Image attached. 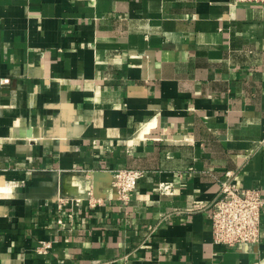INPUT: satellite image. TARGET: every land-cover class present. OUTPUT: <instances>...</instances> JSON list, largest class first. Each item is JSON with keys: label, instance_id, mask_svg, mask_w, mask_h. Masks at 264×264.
I'll return each instance as SVG.
<instances>
[{"label": "crops", "instance_id": "1", "mask_svg": "<svg viewBox=\"0 0 264 264\" xmlns=\"http://www.w3.org/2000/svg\"><path fill=\"white\" fill-rule=\"evenodd\" d=\"M226 170L264 197V4L0 0V264H264V206L213 241Z\"/></svg>", "mask_w": 264, "mask_h": 264}, {"label": "built area", "instance_id": "2", "mask_svg": "<svg viewBox=\"0 0 264 264\" xmlns=\"http://www.w3.org/2000/svg\"><path fill=\"white\" fill-rule=\"evenodd\" d=\"M234 3H258L264 4V0H233ZM10 78L2 79L8 83ZM86 173L93 176L92 170ZM144 170L139 168L119 167L109 170L110 186L116 198L122 203H127ZM157 188L160 192L171 193V184L159 182ZM91 189V188H90ZM88 190V189H87ZM93 190H88L87 196L91 198ZM83 200L77 198V201ZM264 197L262 191L254 186H242L237 181V174L232 170L224 172V178L220 180L217 196L207 207V215L211 221L212 238L214 242L234 245L241 242H254L258 240ZM52 246L50 240H43L37 251L47 253Z\"/></svg>", "mask_w": 264, "mask_h": 264}, {"label": "bare ground", "instance_id": "3", "mask_svg": "<svg viewBox=\"0 0 264 264\" xmlns=\"http://www.w3.org/2000/svg\"><path fill=\"white\" fill-rule=\"evenodd\" d=\"M141 134V133H140ZM143 135V134H142ZM100 174V173H99ZM70 177V176H68ZM71 179V178H70ZM94 179V178H93ZM81 180V179H80ZM91 182L93 183V180L91 179ZM91 183V184H92ZM96 184V183H95ZM101 186V185H99ZM3 187L4 185H0V190H3ZM81 187V186H80ZM99 188V187H98ZM92 189V188H91ZM65 190L70 192V193H73L76 195L77 198H84L85 196H87L88 194V190L87 189H82L79 188V186L75 185V184H66L65 185ZM97 190V189H96ZM111 192V191H110ZM110 194V193H109ZM80 200V199H79Z\"/></svg>", "mask_w": 264, "mask_h": 264}, {"label": "rangeland", "instance_id": "4", "mask_svg": "<svg viewBox=\"0 0 264 264\" xmlns=\"http://www.w3.org/2000/svg\"><path fill=\"white\" fill-rule=\"evenodd\" d=\"M86 179L88 180V183H89L87 189L88 190H93V189H90V188H92V184H90V181H89L90 180V177L89 178H86Z\"/></svg>", "mask_w": 264, "mask_h": 264}]
</instances>
